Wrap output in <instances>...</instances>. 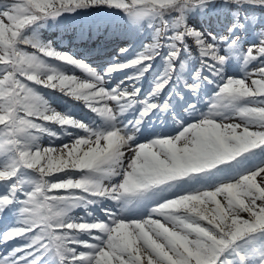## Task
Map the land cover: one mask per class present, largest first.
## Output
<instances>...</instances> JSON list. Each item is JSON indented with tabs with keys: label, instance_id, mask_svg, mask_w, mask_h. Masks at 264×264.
Segmentation results:
<instances>
[{
	"label": "snow or ice",
	"instance_id": "1",
	"mask_svg": "<svg viewBox=\"0 0 264 264\" xmlns=\"http://www.w3.org/2000/svg\"><path fill=\"white\" fill-rule=\"evenodd\" d=\"M229 5L216 31L190 23ZM246 5L264 0H0V264H264V22ZM89 10L129 42L103 72L41 38Z\"/></svg>",
	"mask_w": 264,
	"mask_h": 264
},
{
	"label": "rangeland",
	"instance_id": "2",
	"mask_svg": "<svg viewBox=\"0 0 264 264\" xmlns=\"http://www.w3.org/2000/svg\"><path fill=\"white\" fill-rule=\"evenodd\" d=\"M259 12V11H258ZM257 12V13H258ZM261 13L260 14H264V10H262V11H260ZM90 13V12H89ZM94 14H93V12H91V14H89L88 16L89 17H91V16H93ZM107 16H109V13H106V12H101V11H98V15H97V21H96V23L99 21V19L100 18H102V17H107ZM230 16V17H229ZM264 16V15H263ZM79 17H81L80 15H77V17L75 18V17H68L67 19H65V18H61V21H57V22H51V21H49V23H48V25L41 31V38L42 39H44V40H48V41H51L52 43H53V45L55 46V47H57L59 50H61V51H67V49L65 50L63 47H61V40L65 37V38H69V40H72L73 39V41H75L74 39H78L79 38V36H78V34L80 33V30L81 31H83L84 32V36L85 37H88L87 36V34H88V32L90 31V25L88 24V23H90L89 21H85V22H81L78 26H79V30L78 29H76V22H75V20L76 21H78V22H80L79 20H78V18ZM212 17H214V16H212ZM216 17H217V21H220L221 23L219 24V26H221V24H223V23H227V22H230L231 21V15L230 14H228V13H226V12H224V13H222V11H220L217 15H216ZM226 17H229V18H226ZM209 17H206V19H208ZM224 18H226V19H224ZM263 21H264V17H263ZM71 25H73V26H71ZM77 26V27H78ZM208 26V23L207 22H205V23H203V25H202V29L203 28H206ZM56 28H58L59 29V32L60 33H62V35L64 36L63 38L61 37H59V36H57V33H56V35H55V30H56ZM68 30H70V31H73L72 33H74L75 34V36L73 37V38H70V34H67V33H70V31H68ZM107 29H104V30H102V31H100V32H102V34L106 31ZM217 30V29H216ZM115 31H116V29H115ZM46 34H51V37H53L54 38V40L55 41H53L51 38H43V35H46ZM65 34V35H64ZM103 37H105V36H103ZM119 38H122V41H123V37H119ZM103 42H104V46L106 45V44H108V41H105V40H103ZM117 42V41H116ZM88 43V42H87ZM122 43H124V42H122ZM120 44V46H122L123 44ZM92 44V43H91ZM90 43H88V45H87V47L85 46V48L87 49V48H89V46L91 45ZM92 45H94V44H92ZM91 45V46H92ZM118 44H116L115 46H117ZM77 49V46H75V48H74V50H76ZM76 51H78V50H76ZM193 52H194V49H193ZM116 53V52H115ZM75 56H76V58L77 59H83V58H81L77 53L75 54ZM118 57V56H117ZM116 57V58H117ZM114 61V60H113ZM112 61V62H113ZM112 62H109L108 64H105V65H103V68H101V70L100 69H96L95 67H94V65H90L91 67H93V68H95L98 72H103L106 68H107V66L110 64V63H112ZM76 71V75H78V76H80L81 78H84V76H85V74L84 73H82V72H80L79 70H75ZM116 75H118L117 77H114V76H116ZM123 73H119V72H117V73H114L113 74V85L115 84V83H117V82H119V80L120 79H122L123 78ZM40 91L42 92V93H45L47 96H49L47 93H46V89H40ZM50 97V96H49ZM51 98V97H50ZM70 100V99H69ZM51 102H52V104H53V106L58 110V111H65V109H63L62 108V106H59V104L58 103H56V102H54V100L51 98ZM77 108H79V107H77ZM76 108V109H77ZM75 109V108H74ZM74 109H72V110H74ZM71 110V111H72ZM65 112H67V113H69L70 114V112L69 111H65ZM79 116V115H78ZM90 117L91 116H89L88 118L87 117H85V115H84V117H77L78 119H84L85 120V122H88L89 121V119H90ZM45 144H46V142H44ZM57 143H59V142H57Z\"/></svg>",
	"mask_w": 264,
	"mask_h": 264
}]
</instances>
